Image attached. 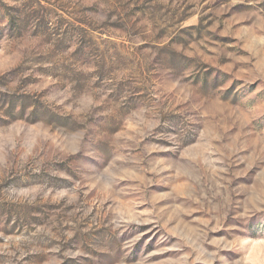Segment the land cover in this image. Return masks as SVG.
<instances>
[{
    "label": "rangeland",
    "instance_id": "rangeland-1",
    "mask_svg": "<svg viewBox=\"0 0 264 264\" xmlns=\"http://www.w3.org/2000/svg\"><path fill=\"white\" fill-rule=\"evenodd\" d=\"M0 264H264V0H0Z\"/></svg>",
    "mask_w": 264,
    "mask_h": 264
}]
</instances>
